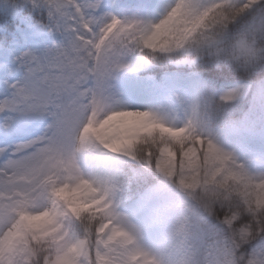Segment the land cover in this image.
Segmentation results:
<instances>
[{
  "label": "snow or ice",
  "instance_id": "obj_1",
  "mask_svg": "<svg viewBox=\"0 0 264 264\" xmlns=\"http://www.w3.org/2000/svg\"><path fill=\"white\" fill-rule=\"evenodd\" d=\"M29 2L40 40L60 39L15 56L19 75L0 79V264H264V175L245 171L192 121L122 109L103 88L129 54L188 47L264 59V0H139L156 19L120 18L105 0ZM238 19L243 30L223 47ZM85 152L91 175L78 163ZM125 161L164 181L153 190L172 221L157 241L163 259L118 208Z\"/></svg>",
  "mask_w": 264,
  "mask_h": 264
},
{
  "label": "trees",
  "instance_id": "obj_2",
  "mask_svg": "<svg viewBox=\"0 0 264 264\" xmlns=\"http://www.w3.org/2000/svg\"><path fill=\"white\" fill-rule=\"evenodd\" d=\"M125 1L127 0H123L124 3ZM4 2L8 3L12 9L8 10L3 6ZM120 2L121 0H119ZM117 5L113 7L115 15H119ZM132 13L136 18L149 19V16H144L142 10L139 9V0H135ZM38 15V11L29 0H0V26L3 27L0 29V43L5 44L10 39H21L28 36L33 42H38L37 44L32 43L30 49L39 53L44 47L51 45L53 38L58 41L60 38L51 36L47 41L40 40L36 31ZM242 30L243 24L240 19L229 24L221 43L230 45L233 38L239 35ZM168 56L172 58H202L193 72L198 92V109L194 123L196 132L207 137L221 151L229 154L234 162L241 154L243 159L239 166L248 173L264 175V143H260L262 145L260 151L252 152L246 146L242 133L239 132L250 126L257 112L255 92L257 84L264 79V59L256 60L252 65H244L236 61L217 59L208 48L194 50L188 47L180 52L157 55L155 56L156 61L143 59L145 62L144 74L152 76L161 86L162 74L171 69L162 65V61ZM137 59L138 57L133 54L123 57L120 65L113 67L104 76V92L109 95L110 99L114 100L119 96L118 91L122 82L131 76L128 71L129 67ZM187 73L184 70L179 71L180 79H183ZM242 84H246L248 87L242 97L238 99L236 90ZM223 91H227L226 93L231 98L224 99L221 93ZM141 166L130 161L124 162L122 171L130 179L124 189L123 197L119 200L118 208L120 211L127 210L138 202L137 213L141 212L143 208L148 209L149 214L145 221L139 219V214H137L131 219V223L139 229L141 243L163 259L157 241L164 236L172 221L171 217L167 219L160 217L162 205L154 197L153 190L164 181L151 170V172L147 171V166ZM151 238L155 240L152 245L149 240Z\"/></svg>",
  "mask_w": 264,
  "mask_h": 264
},
{
  "label": "rangeland",
  "instance_id": "obj_3",
  "mask_svg": "<svg viewBox=\"0 0 264 264\" xmlns=\"http://www.w3.org/2000/svg\"><path fill=\"white\" fill-rule=\"evenodd\" d=\"M105 3H107L110 7L112 0H105ZM109 7L108 12L111 14ZM21 45L22 44H15L12 50L0 51V66H7L6 68L0 67V79H4L5 77L14 79L19 75V73L15 71L16 65L13 58L23 52ZM196 61L197 60L190 61L182 59L175 62L168 60L167 62L177 69L189 70L194 68ZM251 63L253 62L245 64L248 65ZM141 66V61L136 62L131 68L134 76L128 82L123 84V92L127 96L128 100H123L120 103L119 107L122 109L149 112L150 93L155 89V85L149 78H140L137 76L142 69ZM9 69L12 71L10 72ZM164 82L166 84L170 100V117L167 120H164V123L183 126L189 121L194 122L197 100L195 85L191 77H188L183 82H180L176 74L170 73L165 75ZM239 90H243V86H241ZM256 106L257 112L244 134L249 136V141L251 137L256 136V138L261 137L264 143V82L259 84ZM252 141H254L253 138ZM240 162L241 159L238 158L236 163L239 164ZM78 163L85 175H91L93 173L94 166L91 154L86 152L79 153ZM149 240L151 241V245L155 241L153 238Z\"/></svg>",
  "mask_w": 264,
  "mask_h": 264
},
{
  "label": "clouds",
  "instance_id": "obj_4",
  "mask_svg": "<svg viewBox=\"0 0 264 264\" xmlns=\"http://www.w3.org/2000/svg\"><path fill=\"white\" fill-rule=\"evenodd\" d=\"M222 46H223V47H228L229 45H224V44H222ZM221 59H223V60H225V61H231L230 59H228V58H226V57H225V58H221Z\"/></svg>",
  "mask_w": 264,
  "mask_h": 264
}]
</instances>
